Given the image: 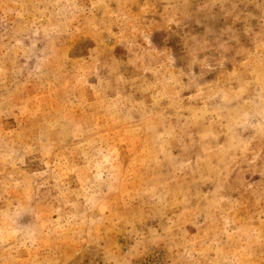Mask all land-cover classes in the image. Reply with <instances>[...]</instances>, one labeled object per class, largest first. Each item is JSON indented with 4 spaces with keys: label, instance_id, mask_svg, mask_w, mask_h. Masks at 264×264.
<instances>
[{
    "label": "rangeland",
    "instance_id": "1",
    "mask_svg": "<svg viewBox=\"0 0 264 264\" xmlns=\"http://www.w3.org/2000/svg\"><path fill=\"white\" fill-rule=\"evenodd\" d=\"M0 264H264V0H0Z\"/></svg>",
    "mask_w": 264,
    "mask_h": 264
}]
</instances>
